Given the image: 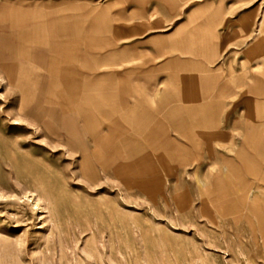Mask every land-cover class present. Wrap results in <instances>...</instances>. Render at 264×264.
Listing matches in <instances>:
<instances>
[{
	"label": "rangeland",
	"instance_id": "obj_1",
	"mask_svg": "<svg viewBox=\"0 0 264 264\" xmlns=\"http://www.w3.org/2000/svg\"><path fill=\"white\" fill-rule=\"evenodd\" d=\"M196 69L184 94L198 127L184 120L177 131L173 105L152 133L137 116L129 138L116 127L52 129L0 73V264H264L253 191L264 154L209 124L208 71Z\"/></svg>",
	"mask_w": 264,
	"mask_h": 264
},
{
	"label": "crops",
	"instance_id": "obj_2",
	"mask_svg": "<svg viewBox=\"0 0 264 264\" xmlns=\"http://www.w3.org/2000/svg\"><path fill=\"white\" fill-rule=\"evenodd\" d=\"M0 52L18 105L49 127H116L128 138L137 116L152 133L173 105L177 131L184 120L197 128L184 91L206 67L209 124L264 154L263 0H0Z\"/></svg>",
	"mask_w": 264,
	"mask_h": 264
},
{
	"label": "bare ground",
	"instance_id": "obj_3",
	"mask_svg": "<svg viewBox=\"0 0 264 264\" xmlns=\"http://www.w3.org/2000/svg\"><path fill=\"white\" fill-rule=\"evenodd\" d=\"M37 205V204H36Z\"/></svg>",
	"mask_w": 264,
	"mask_h": 264
}]
</instances>
